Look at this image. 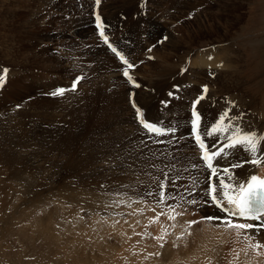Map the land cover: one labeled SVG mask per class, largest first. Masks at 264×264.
Wrapping results in <instances>:
<instances>
[{
	"label": "rangeland",
	"instance_id": "obj_1",
	"mask_svg": "<svg viewBox=\"0 0 264 264\" xmlns=\"http://www.w3.org/2000/svg\"><path fill=\"white\" fill-rule=\"evenodd\" d=\"M81 1L82 10L76 0H0V74L8 70L0 88V264H185L188 247L205 242L209 233L210 237L222 233L223 227L200 216L177 217V222L169 218L179 210L175 212L172 198L160 199L161 191L166 197L172 194L176 203L195 198L201 210L207 206L197 198L202 190L192 194L183 186L174 187L172 179L181 171L180 177L191 179L193 175H184L183 170L193 168L192 150L200 151L190 134L191 110L186 109L192 97L184 89L177 111V102L163 110L161 100L168 91L188 84L189 56L208 46L231 45L242 57L237 83L253 104L235 103L237 87L222 73L204 76L201 80L208 88L201 100L207 111L204 118L215 125L224 115L253 118L264 112V0H201L205 25L192 40L186 31L188 23L196 29L192 21L196 9L188 18L187 8L173 6L176 0H101L98 6L94 0ZM181 1L184 5L187 0ZM95 8L106 24L109 44L134 68L128 69L103 44L94 27ZM177 10L183 12L180 19ZM143 11L147 15L139 23L145 29L137 27L138 41L131 40L135 44L127 50L120 44L132 32L121 31L119 36L116 32L144 16ZM229 23L233 25L228 27ZM170 38L179 39L181 45L174 49ZM113 69L119 72L115 79ZM76 76L84 79L75 92L51 95L58 86L70 89ZM199 92L203 94L197 90L193 95ZM133 103L147 122L161 128H170L163 118L179 123L178 134L157 138L149 133L138 124L140 115ZM129 116L136 118L134 125H123ZM205 138L214 151L222 146L223 136ZM187 142L193 148H184ZM194 163L200 167L202 182L205 168ZM161 182L166 185L163 189ZM157 214L159 221L151 223ZM189 221H201L191 226V235L185 232ZM165 230L168 234L160 247L156 237ZM227 236L237 237L231 232ZM133 248L134 256L141 257L129 254Z\"/></svg>",
	"mask_w": 264,
	"mask_h": 264
},
{
	"label": "bare ground",
	"instance_id": "obj_2",
	"mask_svg": "<svg viewBox=\"0 0 264 264\" xmlns=\"http://www.w3.org/2000/svg\"><path fill=\"white\" fill-rule=\"evenodd\" d=\"M167 1V0H166ZM189 0L186 1V3L183 5L182 1L181 0H176L173 2V6H175L176 4H179L181 5V7L183 8H187V17L188 16H192L194 15V9H196L195 11V15H194V18H192V21H195L193 22V25H195L194 27L196 29H190L189 25L190 23L187 24V31H186V34H187V37L189 38V40H192L195 36L196 33H201L203 31V28H204V20H202L203 18V13H206V11L204 12L203 11V4L201 2V0L198 1L197 5H195L196 3V0H195V3L193 1V5H191L190 3H188ZM206 3H207V0H205ZM203 1V2H205ZM182 3V4H181ZM205 3V4H206ZM178 5V6H179ZM195 5V6H194ZM1 7V6H0ZM159 7V6H158ZM160 8V7H159ZM168 8V7H167ZM179 9V8H178ZM1 11V10H0ZM184 11V10H183ZM170 12V11H169ZM177 12L179 14H181L180 16L179 15H176L179 17V19L183 16V12L182 10H177ZM172 16V15H171ZM175 16V17H176ZM169 17V16H167ZM172 18V17H171ZM170 18V19H171ZM185 18V17H184ZM189 18V17H188ZM186 18V20L188 19ZM3 20V19H2ZM154 20V19H153ZM168 20V19H167ZM236 20V19H235ZM87 21V20H86ZM189 21V20H187ZM161 22V21H160ZM236 22V21H235ZM167 23V21H166ZM196 23V24H195ZM89 24V22H88ZM153 24V23H151ZM158 24V22H157ZM230 24L233 25V23H229L228 27H230ZM82 25V24H81ZM87 25V23H86ZM169 25V24H168ZM80 26V25H79ZM152 26V25H151ZM155 27V26H154ZM83 28V27H82ZM157 29V28H156ZM211 28H209L208 30H210ZM3 30V29H2ZM81 31V30H80ZM79 31V32H80ZM155 31V30H154ZM4 32V30H3ZM84 32V31H83ZM82 32V33H83ZM172 32V31H171ZM5 33V32H4ZM86 33V32H84ZM53 34V33H52ZM163 34V33H162ZM225 34H227V32L225 31ZM169 35V34H168ZM9 36V35H8ZM82 36V35H81ZM91 36V35H90ZM162 36V35H161ZM173 36V35H172ZM86 37V36H84ZM170 37V36H169ZM175 37V36H174ZM12 38V37H11ZM52 38V37H51ZM93 38V37H92ZM50 39V38H49ZM171 39V38H170ZM176 39V38H175ZM175 39H171V46H173L174 49H177L179 47V45H181V41H179V39L175 40ZM7 40V39H6ZM12 43V41H11ZM156 43V42H155ZM119 44V43H118ZM6 45V44H5ZM121 45V44H120ZM185 45V43H184ZM119 46V45H118ZM158 46V45H157ZM164 46V45H163ZM224 46V45H223ZM169 47V46H168ZM42 48V47H41ZM1 49V48H0ZM203 49V50H202ZM201 50H198V52L192 54L190 57V72L188 73L190 77H192L193 79L187 78V83H188V88H186L185 90H187L188 92V95H190L192 98H187V100L189 101L188 102V105H186V109L187 110H192L193 108V103L201 96V93L202 92H199L195 95H193L197 90L199 91H202L203 90V87L204 86H207L205 85V83L203 82V79L204 76H220L221 77V73L222 75L228 79L229 81H232L233 83H235L236 85V90L235 92H233L234 94V97L235 98V103L237 102V104H242V105H246V107L249 106V103L250 104H253L250 102V100L248 99V97L244 94L243 92V88L242 86L237 83L238 81V76H237V73L242 69V57H241V52H239L235 47L233 46H211L208 48H202ZM43 50L45 51V48H43ZM160 50V49H159ZM142 51V50H141ZM158 51V50H156ZM161 51V50H160ZM173 51V50H172ZM99 52V51H98ZM168 52V51H167ZM14 53V52H13ZM106 54H110L108 53L107 51L105 52ZM10 54V53H9ZM8 54V55H9ZM149 54V53H148ZM8 55H5L6 59H10ZM95 55V54H94ZM102 55V54H101ZM146 55V54H145ZM159 55V54H158ZM147 56V55H146ZM211 57V59H210ZM101 58V57H100ZM103 58V57H102ZM149 57L147 56V59ZM152 59V58H151ZM154 60V59H153ZM13 61V60H12ZM112 61V60H111ZM114 61V60H113ZM112 61V62H113ZM116 61V60H115ZM116 63V62H115ZM42 66H43V62H42ZM44 68L46 66H43ZM123 67V66H122ZM164 67V66H163ZM181 67V66H180ZM171 68V66H170ZM107 69V68H106ZM169 69V68H168ZM167 70V69H166ZM106 71V70H105ZM111 71V70H110ZM116 70L113 69V72H112V78L115 79L117 78L119 75V72L117 71V73L115 72ZM108 73V72H106ZM177 73V72H176ZM217 73V74H215ZM181 74V73H180ZM122 75V74H121ZM110 76V77H111ZM58 77V76H56ZM55 77V78H56ZM97 77V75H96ZM99 77V76H98ZM109 77V78H110ZM122 77V76H121ZM175 77V76H174ZM53 78V77H52ZM111 78V79H112ZM211 78V77H210ZM209 78V79H210ZM213 78V77H212ZM125 79V78H123ZM215 79V78H214ZM107 80V79H106ZM171 80V79H170ZM211 80V79H210ZM128 81V80H127ZM225 81V80H224ZM113 82V81H112ZM219 82V81H218ZM217 82V83H218ZM226 82V81H225ZM109 83V81L107 82ZM106 83V84H107ZM129 83V82H128ZM206 83H209L206 81ZM222 83V81H221ZM176 85V84H175ZM179 85V84H178ZM208 85H211L208 84ZM219 85V84H217ZM222 85V84H220ZM111 86V85H110ZM180 86V85H179ZM183 86V85H182ZM212 86H214L212 84ZM216 86V85H215ZM234 86V85H233ZM177 88V87H176ZM211 88V86H210ZM223 89V87H222ZM121 90V89H120ZM119 90V91H120ZM211 91V89H209ZM233 90V89H232ZM122 91V90H121ZM135 91V90H134ZM171 91V90H170ZM229 92H231L229 89H228ZM123 92V91H122ZM121 93V92H119ZM131 93V92H129ZM214 93V92H213ZM230 94V93H229ZM127 95V94H126ZM149 95V94H148ZM208 95V94H207ZM121 96V95H120ZM119 96V97H120ZM123 96V95H122ZM121 96V97H122ZM133 96V95H132ZM189 96V97H190ZM211 96V95H210ZM215 96V95H214ZM163 97V95H162ZM195 97V98H193ZM127 98V96H126ZM186 98V97H185ZM138 98H136L137 100ZM146 99V98H145ZM143 99V100H145ZM229 99V98H228ZM133 100V99H132ZM142 100V101H143ZM153 100V98H152ZM165 100V99H164ZM204 100V99H202ZM217 100V99H216ZM125 101H127L125 99ZM232 101V100H231ZM230 101V102H231ZM122 102V101H121ZM148 101H146V104H147ZM150 102V100H149ZM120 103V102H119ZM126 103V102H125ZM137 103V102H136ZM144 103V102H143ZM213 103V102H212ZM218 103V102H217ZM123 104V102H122ZM150 104V103H149ZM204 104V103H203ZM155 105V103H154ZM157 105V104H156ZM155 105V106H156ZM212 105V104H211ZM210 105V106H211ZM233 105V104H232ZM121 106V105H120ZM123 106V105H122ZM135 103H133V109L136 111L139 110L141 111L138 107L135 109ZM150 106V105H149ZM158 106V105H157ZM213 106V105H212ZM239 106V105H238ZM128 107V106H127ZM148 107V106H147ZM151 107V106H150ZM184 107V106H183ZM208 107V106H207ZM118 108V107H117ZM154 108V107H153ZM175 110L177 111V109L179 108L178 106V102L175 104ZM196 108H197V112L200 114L201 116V125H200V128H210V126L214 125L213 124V120L209 117L207 118H204L205 117V107L201 104V100L199 102V104H196ZM217 108V107H216ZM222 108V107H221ZM226 108L227 110H230V107H224ZM124 109V108H123ZM128 109V108H127ZM149 109V108H148ZM151 109V108H150ZM212 109V108H211ZM220 109V108H219ZM155 110V109H154ZM184 110V109H183ZM182 110V111H183ZM232 110V109H231ZM230 110V111H231ZM260 110V108H259ZM264 110V109H263ZM124 111V110H123ZM134 111V112H135ZM149 111V110H148ZM235 111V110H234ZM257 111V110H256ZM133 112V113H134ZM187 111L185 112H182V113H186ZM222 112H223V108H222ZM130 113V112H129ZM128 113V114H129ZM144 113V112H143ZM142 113V114H143ZM146 113V112H145ZM151 113V111H150ZM189 113V112H187ZM226 113V112H225ZM234 113V112H233ZM244 113V112H243ZM259 113V116L258 117H253V118H250V117H247V116H243L241 118V120H236V119H230L229 123H233V125H236V126H239V127H242L244 128L245 130L247 131H255L259 134H264V112H262L260 110ZM137 114V113H136ZM153 114V113H151ZM150 114V115H151ZM180 114V113H179ZM230 114V113H229ZM241 114V113H240ZM130 115V114H129ZM146 115H148L146 113ZM188 115V114H186ZM214 115V114H213ZM220 115V114H219ZM245 115V114H243ZM255 115V114H254ZM256 115H258L256 113ZM143 116V115H142ZM146 116H144L145 118ZM138 118V117H137ZM190 118V117H189ZM125 119V118H123ZM136 118H134L135 120ZM151 118L149 117V120ZM153 119V118H152ZM162 119V118H161ZM216 119V118H215ZM134 120L132 118H130L129 116V119L126 121V119L123 121V125H125L126 123H129V124H133L134 125ZM138 120V119H137ZM234 120V121H233ZM163 121V120H162ZM218 121V120H217ZM139 125H142L139 121H137ZM152 122V121H150ZM190 122V121H189ZM237 122V124L235 123ZM215 123V122H214ZM137 124V123H136ZM184 124V123H183ZM182 124V125H183ZM216 124V123H215ZM128 125V124H127ZM123 127V126H122ZM120 130V129H119ZM202 131V130H201ZM192 135V133H190ZM127 138V137H126ZM192 138V136H191ZM194 139V138H193ZM210 139V138H209ZM222 139V138H221ZM224 139V137H223ZM222 139V141H223ZM139 142V141H138ZM143 142V141H141ZM140 142V143H141ZM132 143V142H131ZM195 143V142H194ZM142 144V143H141ZM196 144V143H195ZM144 145V144H143ZM142 145V146H143ZM223 146V145H222ZM220 146V147H222ZM184 148H188L191 147L193 148V145L190 143V142H187V144L185 143V146H183ZM153 148V147H152ZM197 149V147H196ZM193 149L192 152H194V155L191 156L193 157V164H194V160L195 162L198 161L199 163L201 162V160H199V158L197 157V154L200 155L201 151H199L197 149ZM214 151V150H213ZM241 152V150L239 149H236L235 150V160H236V157L239 158V160H242V158L244 159H248L249 158V155L245 152L242 151V155H240L239 153ZM179 153V152H178ZM190 153V152H189ZM193 154V153H192ZM190 158V157H189ZM233 159V158H232ZM192 160V159H191ZM217 163L219 165H221L222 167H227L226 164H227V160L224 158L222 160H218ZM197 164V163H196ZM200 165V164H199ZM202 167V166H201ZM200 168V167H199ZM205 168V167H204ZM203 168V169H204ZM204 171V182H206L208 179H207V176H208V171L206 170V168L203 170ZM232 172L234 174V176L236 177L237 180H241V181H245L247 180V178L252 175L253 173L255 174H258L262 177H264V165L260 166V167H256V166H253L251 164H248V163H245L243 167H239V168H234L232 169ZM225 179H227V177L225 176ZM215 180L218 184V180L217 178L215 177ZM203 183V182H201ZM204 193V190H202L201 192H199L197 198L199 200H202L201 203H203V201H205V196L203 195ZM219 194V193H218ZM54 195V194H53ZM202 196V198L200 197ZM201 205V204H200ZM207 206L209 207L211 210H214V211H217L214 207H211L209 206V204H205L203 203V206ZM216 216H223V215H220V214H216ZM110 219V218H109ZM111 220V219H110ZM178 220V219H177ZM176 221V220H175ZM114 222V221H113ZM129 222V221H128ZM177 222V221H176ZM214 222H217L216 224L214 223H211L209 222L210 225H218V227H223L222 225H220V222L219 221H214ZM234 222L235 219H234ZM112 224V223H111ZM95 225V224H94ZM114 225V224H113ZM96 226V225H95ZM127 226V224H126ZM113 227V226H112ZM157 227L158 224H157ZM166 227V226H165ZM132 228V227H131ZM170 228V227H169ZM216 228V227H215ZM259 228V231L257 232L256 229ZM256 229L254 230H246L245 232L242 231L241 235L240 236H237L235 234V237L236 238H230L229 236H227V233L231 232L232 231H225L224 230V227L222 228V233H220V231L214 233V234H211V237H210V233L206 236V241L202 243H199L197 244L196 246H193L191 248H187V251L186 253H188L185 257V264H264V247L260 248V249H255L253 247H249V244H252V245H255L257 242H259L260 244L264 245V227H260V225H258ZM112 229V228H111ZM159 229V228H158ZM113 231V230H112ZM114 232V231H113ZM122 232V231H121ZM120 232V233H121ZM234 232V231H233ZM162 233V232H161ZM179 233V232H178ZM177 233V234H178ZM110 234V232H109ZM112 234V232H111ZM110 234V235H111ZM114 234V233H113ZM117 234V233H116ZM119 234V233H118ZM126 234V233H125ZM124 234V235H125ZM155 234V233H154ZM109 235V236H110ZM126 236V235H125ZM244 236H249V237H253L251 240H245L244 239ZM118 237V236H117ZM120 237V236H119ZM118 237V238H119ZM124 238V236H122ZM244 240L242 245H241V238ZM121 238V237H120ZM122 239V238H121ZM203 239V238H202ZM123 240V239H122ZM126 241V240H125ZM121 242V241H120ZM209 247H207V244ZM126 243V242H125ZM124 243L125 245V249H124V257H128V251H126V244ZM219 244L218 248H217V245ZM123 245V243H122ZM184 245V244H183ZM186 245V244H185ZM167 246V245H166ZM179 246V245H178ZM212 246V248H211ZM152 247V245H151ZM154 247V245H153ZM181 248V247H179ZM183 248V247H182ZM135 248H133L131 251H130V255L135 257V258H139L141 257L140 254H136L134 256V253H132L134 251ZM169 250V249H167ZM178 250V248L176 249ZM180 250V249H179ZM179 250H178V253H179ZM182 250V249H181ZM221 250V251H220ZM136 251L137 248H136ZM164 252V250H163ZM162 252V253H163ZM169 253V251H167ZM166 252V253H167ZM205 252L207 254H205ZM170 253H174L173 251L170 252ZM223 253V254H222ZM231 253V258H227V256ZM185 254V253H184ZM133 262V261H132ZM134 264H139L137 262H135Z\"/></svg>",
	"mask_w": 264,
	"mask_h": 264
},
{
	"label": "snow or ice",
	"instance_id": "obj_3",
	"mask_svg": "<svg viewBox=\"0 0 264 264\" xmlns=\"http://www.w3.org/2000/svg\"><path fill=\"white\" fill-rule=\"evenodd\" d=\"M100 2L101 0H96L97 5H99ZM99 19V16H97L98 21ZM98 27L101 26L98 24ZM100 35L103 37L105 43H107L108 38L105 36L102 27ZM165 39H167V37H165ZM108 46L111 48L113 53H115L116 56H118L119 59L127 65L128 69L134 68V65L129 63L120 52L111 46V44ZM7 74V69H4L2 74H0V88H3ZM124 75L129 81L134 83L133 77L127 70H125ZM83 79V76H79L73 81L72 87L70 89L59 88L51 95L64 96L66 92H75L77 90V85ZM135 86L139 87L138 84H135ZM207 92L208 88L207 86H204L203 94L194 102V105L199 104L200 100L205 98L204 94ZM137 111L138 115H140L139 122L149 133L157 136H163L175 131L174 129L164 130L155 124L145 121L142 114L139 113V110ZM193 116L194 120L192 121V130L194 132L195 143L201 151L200 159L204 161L205 167L210 170L211 176L216 177L218 180V184L210 183L209 188L203 193L204 196L209 198L208 201H203V203L208 204L210 202L209 206L215 205V207L224 214L223 216L202 217V221H219L220 225L224 227L225 231H235L237 236H240L242 231L253 229L255 226L251 223L234 222L233 218L246 221H261L260 227H264V220H262V218H264V177L253 173L247 178V180L241 181L237 180L232 172V169L243 167L245 163L256 167L264 165V134H259L255 131H247L242 127L228 123V120L230 119L239 120L242 117H230L227 115L221 116L215 125L210 126V128H205L203 132H201V116L195 110V107L193 108ZM208 136H215L217 139H219L220 136H223L224 139L221 141L223 146L219 147L218 150L213 151L205 143V137ZM213 147L216 146L213 145ZM236 149L247 153L249 158L241 161L238 157H236V162L231 163L230 167H222L217 163L218 160H222L229 155L234 156ZM225 176L227 179H225ZM193 184H196L195 180H193ZM165 186L166 185L164 182H161V188L163 189ZM151 194L152 193H148V195ZM158 195L161 200L175 198L172 194H169V196L166 197L163 191H161ZM199 202L200 201L195 198L188 201L189 204L193 205ZM128 207H131V205L129 204ZM159 215L160 214H157L156 219L151 221V223L158 222ZM177 215L180 214L172 215L169 218L175 220ZM200 222L201 221H189L188 228L185 229V232L188 235H191V226ZM256 231L258 232L259 228H257ZM167 234V230H165L164 235L156 237V239L160 241V247H164V241ZM137 235H139V233H137ZM182 238V236H177V240ZM252 238L253 237L244 236L245 240H251ZM249 247L260 249L264 247V245L257 242L255 245L249 244Z\"/></svg>",
	"mask_w": 264,
	"mask_h": 264
}]
</instances>
